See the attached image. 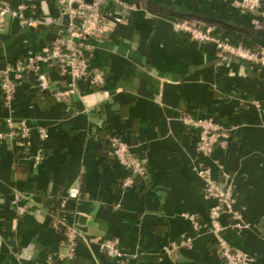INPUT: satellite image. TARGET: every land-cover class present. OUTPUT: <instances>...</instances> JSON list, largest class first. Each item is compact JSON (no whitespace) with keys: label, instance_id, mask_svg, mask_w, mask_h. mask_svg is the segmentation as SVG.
Segmentation results:
<instances>
[{"label":"crops","instance_id":"0c3cea01","mask_svg":"<svg viewBox=\"0 0 264 264\" xmlns=\"http://www.w3.org/2000/svg\"><path fill=\"white\" fill-rule=\"evenodd\" d=\"M34 1L43 16L57 15L53 0ZM126 1L132 9L105 4L123 20H108L103 39L86 35L96 46L91 66L103 74L102 84L78 81L76 93L59 97L66 79L45 67L51 90L33 89L25 80L10 110L0 88V125L12 116L31 133L28 151L17 139L0 143V264H45L49 256L64 264L65 239L46 206L72 186L81 192L67 204L68 220L81 233L72 264H110L99 248L106 238H116L135 264H225L208 225L212 201L194 170L197 130L183 123L186 115L211 117L225 127L227 147L216 148L208 161L214 176L232 186L246 227L223 234L251 254L253 264H264V67L221 54L214 43L191 40L173 27L185 20L174 13L195 14L212 22L219 37L259 49L264 12L238 10L227 0ZM52 36L49 27L7 18L0 28V69L46 51ZM40 129L48 134L44 142ZM110 135L144 158L147 181L120 187L128 171L105 148ZM40 146L43 161L35 165ZM16 192L31 205L23 216L12 204ZM185 214L195 216L199 229ZM186 239L190 244L182 245Z\"/></svg>","mask_w":264,"mask_h":264},{"label":"built area","instance_id":"2783aa9c","mask_svg":"<svg viewBox=\"0 0 264 264\" xmlns=\"http://www.w3.org/2000/svg\"><path fill=\"white\" fill-rule=\"evenodd\" d=\"M227 1L238 10L262 13L261 0ZM108 2L124 9H132L131 4L126 0H53L57 15L47 18L40 13L38 4L34 0H18L15 5L0 0V28L7 18L12 17L22 20L29 27L46 26L53 32L46 51L29 52L0 69L2 105L7 110L13 107L18 84L27 80L30 75L33 78L28 81L33 89L51 90L50 80L44 71L45 67L56 69L61 78L66 79V90L62 93L57 92L59 97H67L76 93L78 81L103 83V74L91 66L96 46L86 40V35L92 34L103 39L106 36L104 25L108 20L112 19L116 23L123 20L122 17L113 15L104 9ZM173 27L179 32L188 34L191 40L214 43L221 54L264 67V48L257 49L233 42L229 38H221L216 34L214 27L187 20L175 21ZM183 123L197 130L196 150L199 158L194 170L202 183L205 198L212 201L209 207L208 225L210 232L216 238L217 251L225 264H253L254 257L233 246L223 234L227 228L240 232L246 224L242 211L235 207V193L232 186L222 184L219 178L214 176L213 165L208 161L212 159L216 148L225 149L227 147L228 135L225 127L211 117L186 115L183 117ZM30 135L29 125L25 122H15L12 116H6L0 125V143L17 139L20 147L28 151ZM47 136L46 130H39L38 138L41 142H44ZM108 142L113 159L128 171L120 182L122 189L133 188L136 178L144 181L149 179L144 158L135 156L127 142L117 135H110ZM43 157L44 150L40 146L33 156L34 164H41ZM213 164L216 165L217 161H213ZM80 193L78 186L68 188L61 201V207L66 210V213L54 221L55 227L62 232L65 239L64 264H72L76 246L81 239V233L75 221L70 222L67 216L68 202L77 200ZM12 204L17 216H23L31 207L27 198L23 197L20 192L15 193ZM185 217L192 222L195 229H199V222L194 215L185 214ZM224 217L229 218L228 223L223 222ZM190 242V239H186L181 244L188 245ZM170 247L163 246V251L169 252ZM99 248L102 254L110 259V264H135L122 251L116 238L100 239ZM45 264H56V258L49 256Z\"/></svg>","mask_w":264,"mask_h":264},{"label":"trees","instance_id":"16d2710c","mask_svg":"<svg viewBox=\"0 0 264 264\" xmlns=\"http://www.w3.org/2000/svg\"><path fill=\"white\" fill-rule=\"evenodd\" d=\"M261 4H262V9L261 12H264V0H261ZM238 61H242L245 62L239 58H236ZM32 75L28 76L27 80H32ZM56 95V94H55ZM105 148L109 149V142H108V138L105 140ZM137 180V178H136ZM135 180V181H136ZM61 201L62 198H55L52 200H49L46 209L49 211V213L52 215L53 220L55 221L56 218L62 216L64 213H66V210L64 208L61 207Z\"/></svg>","mask_w":264,"mask_h":264},{"label":"water","instance_id":"95a60500","mask_svg":"<svg viewBox=\"0 0 264 264\" xmlns=\"http://www.w3.org/2000/svg\"><path fill=\"white\" fill-rule=\"evenodd\" d=\"M173 15H178L180 17H183V19L185 20H195V21H199L201 23H205L208 26H212V22L208 21L206 18H202L200 16H197L195 14H190V15H183V14H178V13H174Z\"/></svg>","mask_w":264,"mask_h":264}]
</instances>
